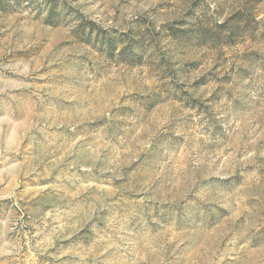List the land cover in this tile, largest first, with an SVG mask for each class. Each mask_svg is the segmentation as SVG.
Masks as SVG:
<instances>
[{"label": "rangeland", "instance_id": "rangeland-1", "mask_svg": "<svg viewBox=\"0 0 264 264\" xmlns=\"http://www.w3.org/2000/svg\"><path fill=\"white\" fill-rule=\"evenodd\" d=\"M0 264H264V0H0Z\"/></svg>", "mask_w": 264, "mask_h": 264}]
</instances>
